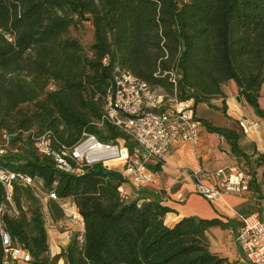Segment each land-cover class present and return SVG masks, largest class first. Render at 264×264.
Returning a JSON list of instances; mask_svg holds the SVG:
<instances>
[{
	"label": "trees",
	"instance_id": "1",
	"mask_svg": "<svg viewBox=\"0 0 264 264\" xmlns=\"http://www.w3.org/2000/svg\"><path fill=\"white\" fill-rule=\"evenodd\" d=\"M86 23L93 33L87 48L73 34ZM115 66L227 118L224 85L232 80L245 104L264 118L258 102L264 83V0H0V131H50L55 150L73 146L84 131L102 141H127L111 123L102 129L94 124L103 114ZM199 121L243 162L250 160L235 129ZM19 147L18 153L0 157V166L40 181L42 196L56 194L46 202L54 222L65 216L62 203L72 200L84 224L65 251L51 256L41 196L15 183L12 205L18 214L10 215L3 212L11 206L0 182V232L5 229L14 245L27 250L33 264H57L60 258L65 264L228 262L208 248L207 232L225 227L221 221L188 217L168 226L165 217L172 209L158 196L122 197L119 188L126 180L120 172L94 164L70 174L31 141ZM257 164L264 166L263 155ZM4 256L0 235V264Z\"/></svg>",
	"mask_w": 264,
	"mask_h": 264
},
{
	"label": "built area",
	"instance_id": "2",
	"mask_svg": "<svg viewBox=\"0 0 264 264\" xmlns=\"http://www.w3.org/2000/svg\"><path fill=\"white\" fill-rule=\"evenodd\" d=\"M169 81L175 83L172 73ZM53 87L50 86L51 89ZM106 122L122 131L127 141H102L95 133L84 131L73 146L55 150L52 148L50 131L38 133L30 129L11 134L1 130L0 157L18 153L19 146L29 140L39 154L54 161L57 169L70 174H79L83 166L102 164L107 167L110 162L117 161L122 165L126 183L136 190H142L156 176L151 166L162 161L173 143L195 142L202 126L192 100H180L175 89L169 92L162 87H152L118 66L114 67L113 77L104 95L103 114L94 124L102 129ZM240 127L246 134L252 129H259L260 124L244 119L240 121ZM15 137L19 139L13 143ZM193 175L196 193L209 201H215L224 194L245 196L254 178L245 162L222 167L215 173L197 168L193 170ZM0 182L11 206L10 209L3 206V212L10 215L18 214L12 205L15 183L36 189L42 186L34 177L4 166H0ZM119 190L123 198H129L122 186ZM46 199L56 200L57 196L51 192ZM0 235L5 253L3 264L31 260L29 252L14 245L5 229H1ZM236 240L243 256L235 264H264V209L241 218ZM78 241L82 243L83 238L79 236Z\"/></svg>",
	"mask_w": 264,
	"mask_h": 264
},
{
	"label": "crops",
	"instance_id": "3",
	"mask_svg": "<svg viewBox=\"0 0 264 264\" xmlns=\"http://www.w3.org/2000/svg\"><path fill=\"white\" fill-rule=\"evenodd\" d=\"M224 91L227 94V113L230 118L204 103L198 104L194 109L198 119H206L216 126L235 129L240 134L239 146L250 156L246 164L254 174L250 191L245 196L224 194L215 201H209L196 193L194 169L202 168L215 173L222 167L243 162L242 158L232 153L230 145L223 137L207 131L204 125L200 127L195 142L173 143L160 162L159 169H153L159 163L151 166L156 176L148 187L136 190L126 183L122 188L132 200L142 201L158 196L163 204L172 209L165 217L168 226H174L181 219L188 217L221 221L225 227L216 226L207 232L208 248L210 252L226 258V264H235L243 256L236 240L241 218L264 209V182L261 178L264 177V166L257 164L258 157L264 156V118L259 117L241 97L240 101L237 100L239 93L234 81H228L224 85ZM214 102L220 104L221 99ZM258 102L264 109V83ZM244 119L259 122L260 128L243 133L240 121ZM107 168L122 173V165L117 161L110 162ZM206 184L210 185L209 182ZM41 200L46 212L49 253L51 256L59 255L83 232V219L74 202L67 200L62 203L64 218L54 222L46 207V197L42 196ZM17 264L33 263L31 260H19ZM57 264H65L64 259L60 258Z\"/></svg>",
	"mask_w": 264,
	"mask_h": 264
},
{
	"label": "rangeland",
	"instance_id": "4",
	"mask_svg": "<svg viewBox=\"0 0 264 264\" xmlns=\"http://www.w3.org/2000/svg\"><path fill=\"white\" fill-rule=\"evenodd\" d=\"M73 34L78 37V39L80 40L81 44L84 47H88L92 41H93V33L92 30L90 28L89 23L84 24L83 26H81L78 30H73ZM123 172V169H122ZM122 174V173H121ZM263 179L264 182V177H261ZM34 188V187H33ZM36 189V188H35ZM40 189V190H39ZM36 194L41 196L43 195V189L41 188V186L36 189Z\"/></svg>",
	"mask_w": 264,
	"mask_h": 264
},
{
	"label": "water",
	"instance_id": "5",
	"mask_svg": "<svg viewBox=\"0 0 264 264\" xmlns=\"http://www.w3.org/2000/svg\"><path fill=\"white\" fill-rule=\"evenodd\" d=\"M237 100L240 101V96H237Z\"/></svg>",
	"mask_w": 264,
	"mask_h": 264
}]
</instances>
